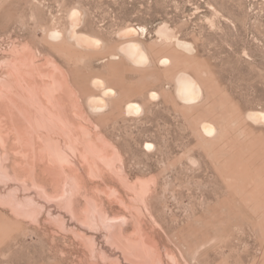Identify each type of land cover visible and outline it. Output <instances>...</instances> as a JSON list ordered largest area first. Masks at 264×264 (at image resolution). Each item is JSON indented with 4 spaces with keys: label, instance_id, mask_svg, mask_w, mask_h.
<instances>
[{
    "label": "rangeland",
    "instance_id": "1",
    "mask_svg": "<svg viewBox=\"0 0 264 264\" xmlns=\"http://www.w3.org/2000/svg\"><path fill=\"white\" fill-rule=\"evenodd\" d=\"M76 8L101 47L69 39ZM132 39L148 63L123 55ZM19 69L70 90L76 135L52 134L63 162L43 148L47 191L24 172L0 180L38 203L23 215L0 196V264H264V122L249 117L264 112V0H0V89ZM182 72L201 85L194 102L177 93ZM95 78L117 95L98 112ZM4 131L11 167L24 148Z\"/></svg>",
    "mask_w": 264,
    "mask_h": 264
},
{
    "label": "bare ground",
    "instance_id": "2",
    "mask_svg": "<svg viewBox=\"0 0 264 264\" xmlns=\"http://www.w3.org/2000/svg\"><path fill=\"white\" fill-rule=\"evenodd\" d=\"M82 16H83V12L80 9L76 8V9H73L71 11L70 18L72 20V27L68 31L69 39H71V40L75 39L80 46L85 47V48H99V47H101V45H103V41L100 38H98L94 35L88 34V33L78 32L76 30V25L80 22V20L82 19ZM136 32H137L136 28L128 27V28L123 29V31L120 34H122V36L124 34H127V35L130 34L133 36V34H135ZM166 32H167V30H166ZM52 35L55 38L62 37V33L59 31H54L52 33ZM185 45L189 46V44H187V43ZM121 51L123 52V55L125 54L129 59H131L132 61L137 62V63H146V62L148 63V61L150 60L149 54H148L146 48L143 46V44L141 42H139L137 40L132 39L130 41L123 43V45L121 47ZM116 57H118V56H116ZM165 61H166V59H165ZM28 73L29 72H27V71H23V70L19 69L16 72V76H15L13 74V72H11L9 74L11 80H9V78L7 77L8 79L3 80L2 84H1V89H0L1 94L0 95H1L2 103H0V113H2L4 116V118H2L1 121L3 123H7V125L1 126L0 131L5 132L4 129L7 128V130H8L7 134H9V133L15 134V136H16L15 138L18 139V141H20L21 145L23 144V148H24L23 152L24 153L22 155L24 156L23 157L24 161H21V162L16 161V162H14V164L12 163L13 166L10 167L6 163V160L8 159V149H9V148H7V145H8L7 140L8 139H5V140L2 139L3 146L5 147V149L3 151L2 147L0 146V180H4V179L11 180V178L13 176H15V178H18L24 172L25 175L27 174V175L31 176V179L33 180L34 185L41 187L42 190H44V191H47L44 184L39 181V179H40L39 177H41V175H46V174L50 173L48 171V169H50L52 167L48 164V162L45 161L46 156L44 155V149L43 148L45 147V149H48L52 156H55V158H57L58 161L63 162L67 158L66 154L62 151V149H61L62 146L60 148L57 145L58 143L56 144V141H54V139L52 138L53 137L52 134H56L57 132H60V130H64V132H66V134H69V136L71 134L75 133L74 132L75 125L72 122L73 117L71 118V115H70L71 110L69 108L70 105H72V104H70V102H68V99L70 98V96H69L70 90L68 88H66L63 84L58 83L56 78H53L47 84V86H41L37 80H35V81L31 80L29 78ZM92 83L96 87L102 89V93H101V95H90L87 99V105H88V108L90 109V111L98 112V111H101L103 109H106V107L108 106V101H109L108 98H110L112 96L115 97L117 95H115L116 92L114 89H112L113 87L112 88L107 87L105 85L106 84L105 81L101 78H95L92 81ZM176 89H177V93L180 96V98L182 100L184 99V100L189 101V102L190 101L194 102V100L200 98L202 95V88H201L200 83L193 76H191L190 74H188L186 72L180 73L178 80H177ZM140 110H142L140 103L138 104L137 102L129 101L125 105V111H127L128 113H131V112L136 113V112H139ZM249 117L256 122H264V112L263 111L255 110L253 112H250ZM9 122H10V124H9ZM204 129L207 132H212L214 130L213 125H211L210 123H204ZM30 130H32V131H30ZM34 130L35 131L36 130H43V131H46L48 133V134H44V135L43 134L40 135L41 133L38 134L39 137L42 138L41 143H43V145L39 148L37 147L38 146L37 140L39 137L37 138V140L35 139V136L37 135V133ZM1 135H2V133H1ZM57 135H58V133H57ZM75 135H76V133H75ZM5 136H6V134H5ZM30 136H31V138H33L32 140L29 139ZM3 137L4 136H2V138ZM7 138H9V140H10V137L7 136ZM89 138H91V137L89 136L88 140H89ZM73 142H75L74 139H73ZM73 145H74V143H73ZM88 147L90 148L93 146L89 144ZM86 149H87V147H86ZM64 151H66V150L64 149ZM96 152H98V151L96 150ZM48 155H47V157H48ZM111 156H114V155H111ZM72 160H73V158H72ZM52 161L53 160L51 159V162ZM65 164H67V162ZM21 172H22V174H21ZM81 177H82V175L79 174L77 171H74L73 174H71V175L69 174V176H67V178H69L68 180L71 179V182H73V185L74 184L80 185L81 184ZM15 178H14V180H15ZM14 180H12V181H14ZM23 184H24V182H23ZM12 190H14V189L11 188L10 190H8L7 194H1L0 193V196L7 198L10 201L12 208H14L16 211H19L23 215H34L35 208L33 206H34V204L35 205L38 204L35 202V199L33 198L34 195H33V197L30 195L29 196L27 195V196H25V198L23 197L24 199H21L18 196H15L14 195L15 193L13 194ZM15 190H16V188H15ZM15 190H14V192H15ZM64 198H66V197H64ZM50 201L51 200H49L48 203ZM37 206H39V205H37ZM57 207H58V205H57ZM72 207H73V205H72ZM94 214H95V212H94ZM36 216H37V214H36ZM113 236H114V233H113ZM146 242H147V240H146Z\"/></svg>",
    "mask_w": 264,
    "mask_h": 264
}]
</instances>
